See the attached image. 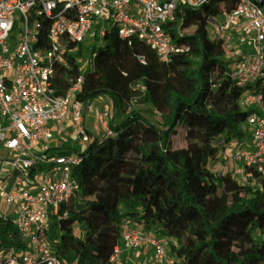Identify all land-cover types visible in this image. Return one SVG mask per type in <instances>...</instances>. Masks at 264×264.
<instances>
[{"label": "trees", "instance_id": "16d2710c", "mask_svg": "<svg viewBox=\"0 0 264 264\" xmlns=\"http://www.w3.org/2000/svg\"><path fill=\"white\" fill-rule=\"evenodd\" d=\"M237 3L180 7L171 33L182 51L168 61L114 29L91 44L99 74L85 76L77 98L86 114L96 98L109 97L112 134L92 135L74 172L79 190L48 219L45 232L61 264H110L125 220L171 237L174 264H264V240L254 236L264 230V177L239 182L210 168L219 157L217 143L249 137L241 101L246 87L227 72L224 39L208 30L212 18ZM83 49L79 43L75 55ZM73 57L55 67L57 94L87 69ZM0 240L24 245L2 217Z\"/></svg>", "mask_w": 264, "mask_h": 264}, {"label": "built area", "instance_id": "2783aa9c", "mask_svg": "<svg viewBox=\"0 0 264 264\" xmlns=\"http://www.w3.org/2000/svg\"><path fill=\"white\" fill-rule=\"evenodd\" d=\"M210 1L0 0V217L11 221L24 244L0 240V264H61L45 229L80 188L74 172L83 155L72 143H88L92 134L77 93L86 75L99 74L97 52L76 56L78 44L91 36L98 43L114 29L121 38L141 39L168 61L182 51L171 33L180 7ZM223 16L218 30L226 49H235L227 72L246 87L241 101L249 114L243 126L250 130L249 142L243 140L230 156L242 164L245 178L264 177V5L238 0ZM70 54L87 69L57 94L55 67L68 66ZM92 117L104 129L100 139L112 134L110 105ZM121 229L122 243L115 245L110 264H174L171 237L129 220ZM145 248L150 257L132 263Z\"/></svg>", "mask_w": 264, "mask_h": 264}, {"label": "rangeland", "instance_id": "374dc122", "mask_svg": "<svg viewBox=\"0 0 264 264\" xmlns=\"http://www.w3.org/2000/svg\"><path fill=\"white\" fill-rule=\"evenodd\" d=\"M224 18L223 13L218 15L216 17V19L211 20L208 24V30L209 33L212 37H223L224 41L226 43V38H225V34L221 33L218 30L217 24L219 22L222 21V19ZM110 25V24H109ZM190 28H186L183 29V32H187L190 31ZM98 39L95 38L94 40L92 39V36L89 37L84 43H83V47L86 51V53L89 52V48L91 46V44H95ZM232 40V39H231ZM241 50H248L250 51V47L249 46H240L238 47ZM233 52H235V49L233 50H227V55H226V59L230 62L231 61V56L232 54H234ZM107 105H110V99L107 95H102L98 98H96L91 105L88 107L87 109V113H86V119L88 121V130L89 133L95 136L100 137L103 133H104V129L98 124L95 123L93 120V114L97 109H101L102 107H105ZM247 133H250L249 128H246ZM243 140H246L247 142H249V137H244ZM241 142H234V143H229L225 146L222 145V143H217L219 146V157L217 160L211 162L210 164V168L216 172L219 173H225V172H230L232 174V176L238 180L239 182H245L246 178L243 174V166L241 163H239L238 161H235L232 159V157L230 156L235 149H237L238 147L242 146V144H240ZM73 146H75L74 148H76L77 150H79L80 152L84 151L85 149H87L89 143H84V144H80V143H72ZM215 165V166H214ZM76 233L80 234V230L79 229H75ZM254 236L257 237L258 239L264 240V230L263 231H259V232H255ZM135 260L132 259V263H134Z\"/></svg>", "mask_w": 264, "mask_h": 264}, {"label": "crops", "instance_id": "0c3cea01", "mask_svg": "<svg viewBox=\"0 0 264 264\" xmlns=\"http://www.w3.org/2000/svg\"><path fill=\"white\" fill-rule=\"evenodd\" d=\"M244 141H246V140H244ZM232 143H234V141H232ZM149 257H150V253H149V251L145 248V249H143V250L141 251V254H140L138 257L133 256V257H131L130 260H132V259H135V260H137V259H144V260H147Z\"/></svg>", "mask_w": 264, "mask_h": 264}]
</instances>
